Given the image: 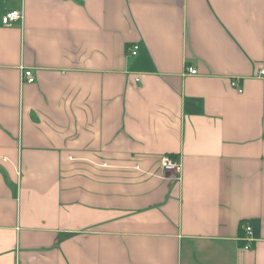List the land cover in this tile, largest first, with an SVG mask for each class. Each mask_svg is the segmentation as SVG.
<instances>
[{"label": "crops", "instance_id": "crops-1", "mask_svg": "<svg viewBox=\"0 0 264 264\" xmlns=\"http://www.w3.org/2000/svg\"><path fill=\"white\" fill-rule=\"evenodd\" d=\"M261 70L264 0H0V264H264Z\"/></svg>", "mask_w": 264, "mask_h": 264}, {"label": "built area", "instance_id": "built-area-1", "mask_svg": "<svg viewBox=\"0 0 264 264\" xmlns=\"http://www.w3.org/2000/svg\"><path fill=\"white\" fill-rule=\"evenodd\" d=\"M23 18V13L22 11L19 10H10L7 11L1 18V22L4 25H11L15 22L21 21ZM138 51V45L134 44L130 47L127 48V53L130 55H136ZM189 72L191 74H195L196 70L193 68H189ZM261 74L264 73V70L260 71ZM34 78L33 75L31 73L30 70L25 69L22 73V81L24 82H28L31 83L33 82ZM231 86H233L234 88H236L239 92L241 91V88L238 86V83L236 80L232 79L230 82ZM160 168L163 171L166 172H173L175 174H179L181 171V165L180 163L173 157L169 156V155H164L161 156L160 158ZM251 227L249 225H246L244 230L249 233L250 232ZM250 242L247 240L246 245L244 246V248H250Z\"/></svg>", "mask_w": 264, "mask_h": 264}]
</instances>
